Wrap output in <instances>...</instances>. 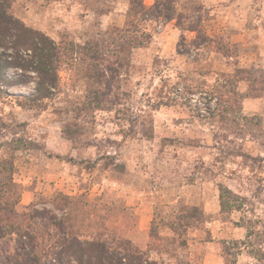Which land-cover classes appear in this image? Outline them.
Wrapping results in <instances>:
<instances>
[{
    "label": "rangeland",
    "instance_id": "obj_1",
    "mask_svg": "<svg viewBox=\"0 0 264 264\" xmlns=\"http://www.w3.org/2000/svg\"><path fill=\"white\" fill-rule=\"evenodd\" d=\"M131 1L11 0L75 48L42 103L25 101L35 81L0 86L1 194L60 218L70 197L89 232L131 238L159 264H203L221 240L264 264V0H160L171 21L158 0L133 14Z\"/></svg>",
    "mask_w": 264,
    "mask_h": 264
},
{
    "label": "trees",
    "instance_id": "obj_2",
    "mask_svg": "<svg viewBox=\"0 0 264 264\" xmlns=\"http://www.w3.org/2000/svg\"><path fill=\"white\" fill-rule=\"evenodd\" d=\"M131 4L130 14L143 13L146 9L143 0H133ZM155 7L158 16L168 21L177 18L176 9L171 5L158 0ZM179 25H182L180 21ZM199 32L198 38L209 39L203 31ZM71 48L75 46L70 47L64 40L57 41L44 31L26 25L11 12V0H0V86L5 85L1 90L7 95L10 86L35 81L36 92L25 101L37 105L53 97L65 57L73 59ZM2 192L0 180V264H159L151 258L150 249L135 245L131 238L105 239L99 233L89 232L85 228L87 214L70 197L61 200L67 213L60 218L49 209L35 206L19 212L17 195L5 197ZM221 206L223 212L231 209L223 201ZM156 233L151 236L152 240L159 239L157 229ZM10 239L15 242L14 251L6 247ZM229 251V246L225 247V252Z\"/></svg>",
    "mask_w": 264,
    "mask_h": 264
},
{
    "label": "crops",
    "instance_id": "obj_3",
    "mask_svg": "<svg viewBox=\"0 0 264 264\" xmlns=\"http://www.w3.org/2000/svg\"><path fill=\"white\" fill-rule=\"evenodd\" d=\"M239 1L240 0H238V3H239ZM235 4H236L235 2L234 3L232 2V5H231V8L233 7V11H232L233 15L238 14L239 11L242 10V6H237L236 5V7H234ZM260 27L261 28H260L259 31H260V34H262L263 38L261 37L259 39V42H260V48H263L264 47V24H261ZM202 209H203V212H204L205 215L209 214L208 213L209 211H207V209H204L203 207H202ZM221 211H222L221 203L219 202V215H221L223 213ZM220 220L221 219L219 218V221ZM222 236H223L222 238H225V234H223ZM224 242L225 243H229L228 241L226 242L225 240H221V242H219V243L215 242V244L213 245V250H209L208 252H205V257L206 258L204 259L203 264H262L261 261H259L257 258H255L253 256H247L248 258H250L251 262L250 261H245L246 260V257H245L246 253L238 254L236 256V258H235V262H233L234 254L231 253V250H232L231 245L229 243L230 251L229 252H225ZM232 257H233V259H231Z\"/></svg>",
    "mask_w": 264,
    "mask_h": 264
}]
</instances>
